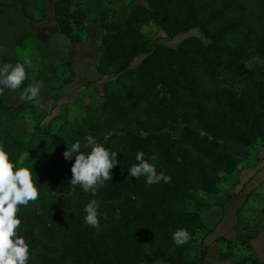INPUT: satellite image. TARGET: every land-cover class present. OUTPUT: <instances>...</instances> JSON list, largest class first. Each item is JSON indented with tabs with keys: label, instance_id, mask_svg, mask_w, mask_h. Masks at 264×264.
Masks as SVG:
<instances>
[{
	"label": "trees",
	"instance_id": "1",
	"mask_svg": "<svg viewBox=\"0 0 264 264\" xmlns=\"http://www.w3.org/2000/svg\"><path fill=\"white\" fill-rule=\"evenodd\" d=\"M43 1L0 0V20L10 8L39 23L35 10ZM108 17L100 0L53 4L54 23L69 43L83 42L88 21L102 29L95 70L107 80L100 100L82 105L52 134L38 121L31 143L20 123L33 106L13 105L28 86L29 70L25 67L27 79L19 89L0 95V146L16 167L26 155L22 167L31 168L39 191L17 213L18 234L29 246L26 264H205L203 250L198 260L185 258L204 229L199 211L211 206L197 194L216 195L223 177L264 142V64H252L264 63V0H144ZM151 23L169 40L192 30L201 38L189 36L176 47L150 46L142 28ZM30 37L20 35L15 46L24 48ZM0 63L21 62L3 55ZM87 136L116 152L119 161L95 196L70 185L75 155L63 158L76 141L90 152L84 147ZM138 152L170 182L148 185L146 177H130ZM93 199L99 202V232L84 223V208ZM181 228L192 238L177 246L172 234Z\"/></svg>",
	"mask_w": 264,
	"mask_h": 264
},
{
	"label": "rangeland",
	"instance_id": "2",
	"mask_svg": "<svg viewBox=\"0 0 264 264\" xmlns=\"http://www.w3.org/2000/svg\"><path fill=\"white\" fill-rule=\"evenodd\" d=\"M100 2L101 5L107 9L109 14L108 18L111 19L113 13L122 11L127 12L131 6L143 4L144 0H100ZM43 3L44 1L41 2L35 10V18L40 19V17L44 16V11L48 9ZM2 15L0 20V58L2 55L10 56L11 58H17V56L21 58L26 57L28 60L27 65L30 70L29 84L43 82L40 96L37 101H30L21 95L16 97L14 103V105L21 103L32 105V103L46 101L44 104L41 102L40 105L33 104L37 107L25 111L21 117L20 127L24 134V138L26 141H31L32 143L34 141L33 133L37 129L38 121L45 125L49 134H52L63 119L72 116V114L76 112L80 104L101 99V85L107 79H102L99 82L96 80L97 75L95 74L94 68L99 57L100 43L97 38L93 40L91 37L95 35L97 29H99L101 33L102 30L91 21L85 23L81 34L83 40H86L85 44L80 46L79 44L74 45L69 43L63 35L59 34V32H57L58 28L53 21L40 24V22L43 21V19H41L37 20L39 23H32L23 19L19 11L10 8H5ZM25 33L29 34L32 39L30 40V46L25 54H20L16 50L17 47L15 46V42L20 35ZM142 33L150 42V46H153L155 43H163L169 47H176L184 38L189 36L200 37L198 31L192 30L185 34H179L175 38L169 40L166 38L165 34L152 23L144 26L142 28ZM85 51L89 52V54ZM143 58L144 57H140L134 60L131 67L135 68ZM68 61L79 71V74H77L78 79L71 85L74 95L69 100L67 96H64L63 92L59 91L60 84L63 85V83L69 80L73 75L72 72H70L71 70L65 67L66 65H61V63ZM83 64H86V66H82ZM252 64L264 63L256 59ZM61 67H65L66 70L61 69ZM82 69L85 71L82 72ZM52 78L56 79L53 83ZM109 80H113V77H110ZM52 96H55L54 99H52ZM31 155L37 157V160L40 159L38 151H36L34 147L31 149ZM22 157L25 158L26 155ZM22 165L23 163L21 164L19 162V167H22ZM42 171H44L43 168ZM198 195L200 194H197L199 199L200 196ZM202 197L203 200H211L214 195H202ZM187 208L189 210L193 209L192 201L188 202ZM191 256L192 252L187 255V259H191Z\"/></svg>",
	"mask_w": 264,
	"mask_h": 264
},
{
	"label": "clouds",
	"instance_id": "3",
	"mask_svg": "<svg viewBox=\"0 0 264 264\" xmlns=\"http://www.w3.org/2000/svg\"><path fill=\"white\" fill-rule=\"evenodd\" d=\"M27 79L24 64L12 65L5 63L0 67V95L5 89L17 90ZM43 82L29 84L23 91V96L30 101H37ZM85 148L90 152L85 154L81 151L80 141H76L63 153V158L71 160L75 155L71 166L72 187L79 186L85 193L93 196L105 186V182L112 179L111 170L117 166V153L109 151L103 145L97 143L92 136L85 137ZM136 161L128 175L139 179L146 177L148 185H154L161 180L170 182V177L157 174L154 164L144 159V154L138 152ZM156 160V155L151 157ZM24 157L20 158L22 164ZM15 168V170H14ZM36 178V177H35ZM202 194V193H201ZM39 197L36 187V179H33L31 168L16 167L10 162L9 154L0 146V264H26L29 259V246L25 239L18 234L21 220L17 218L19 206H27L29 202H35ZM99 202L95 199L86 204L84 212V223L97 232L101 231ZM106 218V217H105ZM191 234L186 229H178L172 234V240L177 246H182L191 240ZM239 255H248L247 251L241 249Z\"/></svg>",
	"mask_w": 264,
	"mask_h": 264
},
{
	"label": "crops",
	"instance_id": "4",
	"mask_svg": "<svg viewBox=\"0 0 264 264\" xmlns=\"http://www.w3.org/2000/svg\"><path fill=\"white\" fill-rule=\"evenodd\" d=\"M55 1L56 0L44 1L43 4L44 6L46 5V8L48 7V9L44 11L45 17L42 16L40 19L36 18V20L43 19L40 24L50 21L54 22L53 4ZM95 32V35H92L91 38L93 40H96L97 38L98 42L101 43L103 32L101 33L99 29ZM31 39L32 38L30 37L28 42L25 43L24 48L19 49L17 47L16 50L20 54H25L30 46ZM85 40L86 39H84L79 45H84ZM87 53L89 54V52ZM100 53L101 48L98 54L99 57ZM99 57L95 63L94 70L96 69ZM15 59L24 64V66L29 70L27 65L28 60L26 57L21 58L17 56ZM2 66L3 65L0 64V67ZM82 66H86V64H83ZM61 69L66 70L65 67H61ZM70 70L73 72L72 77L67 80V83H63V85L60 84L59 90L64 93V96H67L68 100L74 95L71 85L78 79L77 74H79V71H77L72 64L70 66ZM83 71L85 70L82 69V72ZM95 74L97 75L96 80L98 82L101 81L102 79H100L96 70ZM55 80L56 79L52 78V83ZM24 89L25 88L18 91L14 98L13 105L16 101V97L23 95ZM54 97L55 96H52V99H54ZM41 102L44 104L46 101ZM41 102L32 103V105L28 106L37 107L33 104L40 105ZM90 102H83L80 104L76 112L73 113L72 116L63 119V121L72 120L74 116L79 113L81 106ZM17 105L20 104H16L14 106ZM41 125L45 126L43 123H41ZM199 200L211 206L199 211V216L204 229L196 235L195 241L192 243L190 250L185 255L186 260H198L201 251L203 250L205 264H236L244 259H250V261L245 264H252L251 260L257 261V264H264V216L261 213L264 203V142L260 141L257 145L250 149V158L246 162L242 163V165H240L233 172V174L223 177L219 184V192L214 195L213 199L203 200V197H200ZM241 249L246 250L248 255H239L238 253ZM190 252H192L191 259H187V255ZM221 255L222 257L220 258ZM152 264L166 263L158 261Z\"/></svg>",
	"mask_w": 264,
	"mask_h": 264
}]
</instances>
